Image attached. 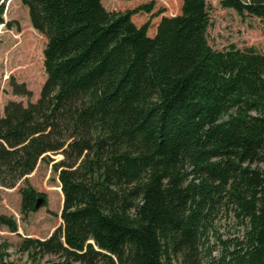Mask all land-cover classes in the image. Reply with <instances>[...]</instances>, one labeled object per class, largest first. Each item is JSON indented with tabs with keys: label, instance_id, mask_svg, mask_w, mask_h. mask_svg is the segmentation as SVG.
Returning <instances> with one entry per match:
<instances>
[{
	"label": "trees",
	"instance_id": "trees-1",
	"mask_svg": "<svg viewBox=\"0 0 264 264\" xmlns=\"http://www.w3.org/2000/svg\"><path fill=\"white\" fill-rule=\"evenodd\" d=\"M20 2L46 38V80L35 103L9 102L0 116V186L63 155V228L34 243L84 264H264V54L213 50L206 0H181L151 35L135 17L153 2ZM219 3L264 21V0ZM20 195V213L36 211L41 194ZM221 213L240 234L217 233Z\"/></svg>",
	"mask_w": 264,
	"mask_h": 264
},
{
	"label": "rangeland",
	"instance_id": "rangeland-1",
	"mask_svg": "<svg viewBox=\"0 0 264 264\" xmlns=\"http://www.w3.org/2000/svg\"><path fill=\"white\" fill-rule=\"evenodd\" d=\"M210 17L207 29L209 46L216 51L229 45L238 49L255 48L264 54V21L249 15H238L232 9H224L219 0H206ZM110 11H123L140 4L154 3L150 14L137 15V24L149 22L148 34H153L162 16L172 17L180 13L181 0H101ZM3 24L0 25V116L9 102L35 103L46 80L43 67V50L46 38L33 29L28 10L20 0H2ZM123 5V6H121ZM158 14L156 17H152ZM141 16V17H140ZM14 85H24L31 93L29 97L13 94ZM63 159L62 153L49 152L34 170L18 180L14 187L0 186V217L14 221L16 230L10 231L0 225V264H84L74 261L76 256L46 254L34 241H45L55 231L63 228L60 218L63 195L58 192L60 182L54 165ZM30 186L45 198L36 211L20 213V189ZM216 231L223 238L240 234L231 215L220 214ZM210 245L214 240L209 238ZM95 264H101L99 262Z\"/></svg>",
	"mask_w": 264,
	"mask_h": 264
},
{
	"label": "water",
	"instance_id": "water-1",
	"mask_svg": "<svg viewBox=\"0 0 264 264\" xmlns=\"http://www.w3.org/2000/svg\"><path fill=\"white\" fill-rule=\"evenodd\" d=\"M45 202V198L43 195H40L36 198L34 209L38 210ZM91 243V242H90Z\"/></svg>",
	"mask_w": 264,
	"mask_h": 264
}]
</instances>
